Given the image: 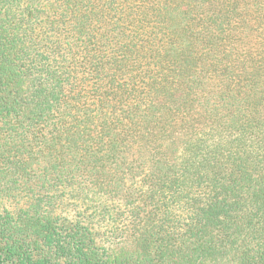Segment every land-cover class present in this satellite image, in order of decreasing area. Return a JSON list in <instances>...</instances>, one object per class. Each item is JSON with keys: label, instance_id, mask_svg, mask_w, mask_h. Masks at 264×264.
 Returning <instances> with one entry per match:
<instances>
[{"label": "trees", "instance_id": "1", "mask_svg": "<svg viewBox=\"0 0 264 264\" xmlns=\"http://www.w3.org/2000/svg\"><path fill=\"white\" fill-rule=\"evenodd\" d=\"M0 264H264V0H0Z\"/></svg>", "mask_w": 264, "mask_h": 264}]
</instances>
